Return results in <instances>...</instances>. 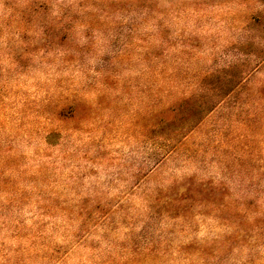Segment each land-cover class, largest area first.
Here are the masks:
<instances>
[{
	"label": "rangeland",
	"instance_id": "obj_1",
	"mask_svg": "<svg viewBox=\"0 0 264 264\" xmlns=\"http://www.w3.org/2000/svg\"><path fill=\"white\" fill-rule=\"evenodd\" d=\"M0 264H264V0H0Z\"/></svg>",
	"mask_w": 264,
	"mask_h": 264
}]
</instances>
